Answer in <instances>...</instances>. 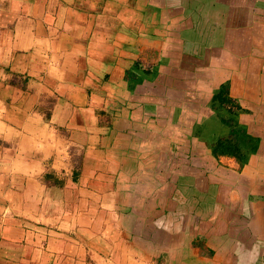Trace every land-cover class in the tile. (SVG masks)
Here are the masks:
<instances>
[{
  "label": "crops",
  "instance_id": "0c3cea01",
  "mask_svg": "<svg viewBox=\"0 0 264 264\" xmlns=\"http://www.w3.org/2000/svg\"><path fill=\"white\" fill-rule=\"evenodd\" d=\"M223 7L245 9L248 51L205 53L179 76L162 68L184 26L177 0H0V264H264L250 237H264V22ZM230 71L260 139L242 168L171 135L213 113L188 100Z\"/></svg>",
  "mask_w": 264,
  "mask_h": 264
},
{
  "label": "rangeland",
  "instance_id": "374dc122",
  "mask_svg": "<svg viewBox=\"0 0 264 264\" xmlns=\"http://www.w3.org/2000/svg\"><path fill=\"white\" fill-rule=\"evenodd\" d=\"M202 1L203 3H201V5L206 4L208 2V6L205 7L206 9L203 10V12L205 13V18L202 23L201 33H198L197 32V30L199 29L198 25L197 24L191 25L192 24L191 20L193 23H196V21L199 20L200 17H198L199 14L197 13L196 7L200 4L201 0H177V2H180L181 12H182L181 14H179L180 15L179 22H181L184 26H177L179 31H176L173 36L174 41H177V43L174 44V46L176 47L170 49L171 55L167 54L166 52V57L164 58L165 64L162 67L164 70H166V68L167 69L170 68L172 69L171 73L176 71V72H179V76L180 75L182 76L183 75L182 73H184L183 68L188 65V68L190 69V63H192V61L193 63H195L198 60H202V59L205 60L206 58L205 53L208 55V59L210 60L212 59L211 56L215 57V56L222 55V54H224L225 56H228L229 54L230 55L234 54V52L237 53L238 51L237 48H240V52L242 53H246L248 51V48L246 47L247 45H244L243 47V44H246L245 41L249 40L248 34L246 32L248 30L247 28L248 25H246L247 23H244L246 21L244 19L245 9L242 10L244 11L242 12V15L240 13H238L237 16L233 15L234 10H231L225 7L222 8V4L225 3V1L229 2L230 4H234V5H239L241 3L242 5H246L247 3L248 4V9H246L247 14H250V15L258 14L259 15L258 17H260L262 21L264 22V1H262L263 8H261V6L258 5L256 1L253 2L252 0L250 1V3H248L247 0H218L220 4L218 5L219 10L217 11L216 15L219 18H222L221 21H215L212 19V16H214L215 13H213L212 10L209 8V5L212 6L216 2V0L213 3L210 2L212 0H202ZM242 8H244V6H242ZM230 17H234L235 19H237V22L235 23V21H233V23L229 24ZM230 22H231V19H230ZM217 26H218V29H217ZM227 29L228 31L232 29L238 30L235 34V36L237 37L236 41L228 42L227 40L226 41L224 40V35H225L224 33L227 34L226 32ZM240 29H243L244 31L242 32ZM222 30H224L225 32L222 33ZM259 30L261 29L259 28ZM240 36H242L245 41L243 40L238 41V38ZM215 38L217 39L214 40ZM182 44H185L187 47L185 48H182V46L178 47L179 45H182ZM210 46H212L214 51H207L208 48H210ZM216 51H218L219 54H215ZM154 54L155 53H152V56L150 57V59H152V61H155L156 63V61L159 60L160 56L157 57ZM222 60H227V58H224ZM200 63L201 62L195 65L200 66ZM181 66H182V69L180 71L179 68ZM145 67H150V66L145 64ZM249 69L251 70V67ZM200 70L201 69H198L197 71H200ZM232 71L228 73V78H227L229 79V83L232 86L231 88L232 99L235 101V103H237L240 106H243L246 104V103H243L244 99L245 100L249 99L252 102L253 98L247 96L243 91L244 88L242 89V79H241L242 74H236L235 72H232ZM252 73L254 72L251 71V74L248 77V79H250V82L253 84L255 83V80L251 79L253 75ZM182 81L179 79L178 82L175 83L176 89H181L184 87L185 84ZM243 82H246V81H243ZM208 94H207V97L209 96ZM180 109H178V111L175 114L177 118L180 113ZM239 119H240V116H239ZM188 122H190V127L188 128V131L186 129L184 130L176 129V130L171 131V135L173 136L176 135L178 137L179 134H182V135H185L186 137L187 136L191 137L189 139H192V137L194 138L198 137L200 139L199 140L200 150L205 149V147L206 149L209 150L211 140L212 138L214 139L216 136L215 135L216 133L214 132L215 130H217V128L219 129L218 126H220L218 125L219 120L217 119V117L213 116V113H212L209 117L207 116V117L199 118L198 120H194V121L189 119ZM239 122L241 121L239 120ZM202 125H205V126L202 127ZM251 126L252 128L250 127V129L260 130L258 127L256 128V124L254 121L252 122ZM239 133L244 134L243 130H240ZM256 196L257 197L259 196V199H258L259 204H261V206L263 207L264 206V196H262L261 193L256 194ZM198 208L200 209L201 205L198 206ZM201 210L204 211V209H201ZM241 222L239 221V224H241ZM236 224L237 223L235 220V225ZM256 232L254 233L250 232L252 234V236L250 237L252 238V241H254L252 243L254 244V249L256 248V246L258 247H260L261 245L264 246V240H263L264 237H262L263 234H256ZM237 234L238 235H235V237L233 238V244L234 245L238 244L239 246L240 243L246 242L243 236L246 237L249 233L246 232V234H244L243 236L239 233Z\"/></svg>",
  "mask_w": 264,
  "mask_h": 264
},
{
  "label": "trees",
  "instance_id": "16d2710c",
  "mask_svg": "<svg viewBox=\"0 0 264 264\" xmlns=\"http://www.w3.org/2000/svg\"><path fill=\"white\" fill-rule=\"evenodd\" d=\"M219 4L220 3L218 2V0H216V2L212 6H209L212 12L215 13V15L212 16V19L215 21H221L222 19L216 15L217 11L219 10ZM207 6L208 3L196 7L199 14L198 17L200 18L198 21H196L195 24L199 25L202 23V20L204 19L201 18L200 12L204 13L203 10L206 9L205 7ZM232 35H235V33L232 32ZM216 39L217 38H215L214 40ZM135 68L139 71L142 70L139 65H136ZM141 72H143V74L145 73L149 75V71L142 70ZM129 74V78L132 82L133 80H136L135 85L142 82V78H140L139 76L134 79V77L137 76L136 74L131 72H129L128 75ZM185 90L183 91L185 92ZM188 102H193L194 105H197V108H202L201 110L205 109V105L208 104L207 107L217 115L220 126H218L219 129L217 128V130H215L214 133H216V136L214 139L212 138L211 144L209 146L212 155L217 160H219L220 158H232L235 159V161L242 168L245 164L248 163L249 156L254 155L258 152L260 147V139L248 133L244 126H242V122H239V116L242 112H245V110L240 105L235 103V101L232 99L230 95L229 81L223 82L218 86L214 85V92L212 97H210V99L207 98L205 102L200 100V96L196 94L192 96V98L190 97ZM192 108L195 109L196 107ZM221 125L226 126L229 130H227L225 127L223 128ZM240 130H243L244 134H240Z\"/></svg>",
  "mask_w": 264,
  "mask_h": 264
},
{
  "label": "flooded vegetation",
  "instance_id": "af4514ba",
  "mask_svg": "<svg viewBox=\"0 0 264 264\" xmlns=\"http://www.w3.org/2000/svg\"><path fill=\"white\" fill-rule=\"evenodd\" d=\"M211 112H212V110H211ZM213 116H216L217 117V115L215 114V112H213ZM217 119H218V117H217ZM218 125H220V123L218 124ZM205 125H202V127H204ZM223 128L225 127L227 130H229L226 126H224V125H221ZM177 129H182V127L181 128H177ZM227 133V132H226Z\"/></svg>",
  "mask_w": 264,
  "mask_h": 264
}]
</instances>
